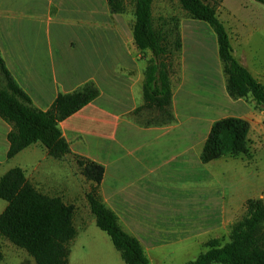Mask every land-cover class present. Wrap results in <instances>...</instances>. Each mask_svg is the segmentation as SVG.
<instances>
[{"label":"crops","instance_id":"obj_1","mask_svg":"<svg viewBox=\"0 0 264 264\" xmlns=\"http://www.w3.org/2000/svg\"><path fill=\"white\" fill-rule=\"evenodd\" d=\"M128 16L126 13L112 14L108 0H0V56L34 106L43 111L50 109L59 94L73 93L88 82L99 88L100 97L60 127L72 155L86 157L105 168L99 195L118 216L123 229L140 241L153 264L173 259L177 249L187 247L186 241L190 239L196 241L221 231L224 206L222 195L220 200L208 195L205 203L199 201V192L207 191V185L213 181V172L208 166L216 161L207 165L200 161L212 126L208 130L199 128L195 122H189L191 116L188 115V122L180 120L176 126H122L106 138L102 137L104 129L94 126V120L100 119L101 115L116 110L130 113L136 104L144 101L143 80L147 64L134 43L133 11ZM233 19L236 20L234 16ZM231 44L235 58L262 83L258 72L246 65L245 57ZM206 45L203 42L196 52L206 55ZM211 51L216 61L214 69L204 65L206 58L195 59L196 52L188 56L189 64L184 58L181 96L185 107L192 100L207 104L217 102L214 93L224 74L216 39ZM222 91V98L229 97L226 82ZM175 100L173 94L174 106ZM235 105H242V100ZM191 115L192 119H197ZM199 115H203V111ZM84 119L93 126L80 127ZM10 131L7 124L3 134L8 135ZM6 141L2 147L5 153L9 148L8 141L6 148ZM195 168L198 171L194 172ZM164 178L185 184L191 195L183 205L198 213L193 223L183 229L188 232L183 239H174L168 235L171 230L166 232L157 226L154 212L143 199L148 185L153 181H164ZM75 194L76 198L86 197L83 193L79 195V191ZM59 198L68 204L64 198ZM199 205L201 209L196 208ZM6 207L0 208V215ZM75 214L73 222L77 236L69 244L68 264H95L102 259L105 264H119L118 258L122 260V257L113 244L117 253L111 247L104 251L98 242H77L80 230L86 228L85 223L92 214L89 204L78 222ZM21 250L0 236V264H36L26 251Z\"/></svg>","mask_w":264,"mask_h":264},{"label":"trees","instance_id":"obj_2","mask_svg":"<svg viewBox=\"0 0 264 264\" xmlns=\"http://www.w3.org/2000/svg\"><path fill=\"white\" fill-rule=\"evenodd\" d=\"M192 20L208 24L214 31L218 55L226 81V90L233 100H250L264 107V85L235 58L230 36L216 9L203 0H177ZM264 5V0H255ZM154 0H108L112 14H125L133 7L132 28L138 51L150 55L144 71V106L157 111L168 123L175 118L171 112L173 90L171 76L175 52L182 48L179 27L165 30L153 17ZM0 118L11 127L7 135L8 160L33 145L44 147L48 155L61 159L71 154L70 145L61 130V123L97 100L101 92L88 82L70 94H59L49 110L35 107L30 96L19 86L0 56ZM250 123L242 118L228 117L213 123L200 155L202 164L225 157H239L249 152ZM83 175L94 184L87 201L96 226L106 233L125 264H150L140 241L126 232L118 216L99 195L105 168L89 159H79ZM1 165V163H0ZM0 199L7 203L0 215V236L27 252L36 264H68L69 244L77 236L74 226L75 207L59 197L39 192L21 168L8 171L0 179ZM264 202H247L246 217L234 225L230 241L219 239L207 243V250L186 264H264Z\"/></svg>","mask_w":264,"mask_h":264},{"label":"rangeland","instance_id":"obj_3","mask_svg":"<svg viewBox=\"0 0 264 264\" xmlns=\"http://www.w3.org/2000/svg\"><path fill=\"white\" fill-rule=\"evenodd\" d=\"M203 1L216 9L231 38V43H233L238 54L245 57L246 65L256 73L258 72V76L264 85V5L255 0ZM132 11L133 7L129 6L126 12L127 17ZM233 16L236 20L233 19ZM153 17L156 25L166 24L164 26L166 31L172 29L175 24L179 27L182 48L179 52L174 49L175 57L171 76L172 90L176 99V106L172 105L171 112L175 121L170 124L164 115L149 109H142L136 114L135 111L144 106V101H142L136 104V107L130 113L116 110L115 113L113 111L106 114V116L101 115L100 119L96 118L94 126H100L105 132L102 137H109L111 132L130 125L141 128L176 126L180 123V120L188 122V118L193 117L191 114H194L197 119L190 117L189 122H195L199 128L207 130L215 121L228 117L245 119L251 125L248 154L239 157H225L208 166V169H212L213 181L207 187L205 186L207 188V191L205 189L206 192L204 190L203 194L202 191L199 192L200 203H205V196L211 195V197H217L220 200L222 195V204L225 208H223L222 215L224 225L222 230L212 232L203 238L196 239V241L190 239L186 241L187 247L177 249L173 259L153 263L186 264L206 251V245L211 240L219 239L221 245L230 241L232 227L247 215V202L249 200L256 199L264 202V107L256 106L250 100H242V105L236 106L238 100L229 97L222 98L221 95H224L222 85L226 82L225 76L214 93V99L217 102L207 104L205 101L192 100L187 107L183 106L181 85L183 83L184 58L187 59L189 64L188 56L190 53L196 52V48L206 42V55L196 52L195 59L206 58L204 59V65L207 68L214 69L216 61L211 49L214 47L216 35L208 24L190 19L186 12L181 9L177 0H154ZM236 21L238 24H234ZM149 57V54H145V56H142V60L147 64ZM3 86L4 81L0 73V87ZM202 111L203 115H199ZM6 125V122L0 118V179L11 169L21 168L25 172L28 181L39 192L51 197H62L69 205H73L76 208L75 219L78 222L81 213L88 208L87 194L92 191L94 186L83 175L78 164L79 159L88 158L71 154L61 159H54L48 155L46 149L41 145H33L15 158L8 160L6 157L7 152L2 151L7 137L6 132L3 134ZM79 125L87 129L92 127L93 123L81 120ZM7 147L8 143L6 141ZM6 150L8 151V149ZM196 171L198 169L195 168L194 172ZM194 172L191 169V174L194 175ZM148 186V191L143 199L147 202V207L154 212L155 224L163 227L166 232L171 230L168 231V235L174 236V239L187 237V229H183L193 223L192 220L197 217L198 213L195 209H187L183 205V202L186 203L189 195H191V192L185 189V184L164 178V181H153ZM97 190L99 192V189ZM76 191H79V195L80 193L86 194V197L79 196L76 198ZM72 195L74 196L73 199L71 198ZM5 206H7V203L0 199V208ZM196 208L201 209L200 205ZM85 224L86 228L80 230V237L77 242L82 240L98 242L105 248L104 251L111 247L115 252L109 237L96 226L92 214ZM261 231L264 233V224ZM21 251L23 252V250ZM118 259L119 264H124L120 258ZM95 264L105 263L102 259L96 261Z\"/></svg>","mask_w":264,"mask_h":264}]
</instances>
